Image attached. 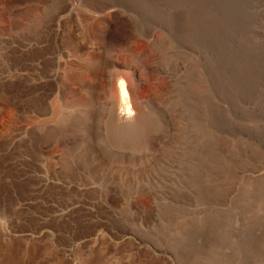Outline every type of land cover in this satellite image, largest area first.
Listing matches in <instances>:
<instances>
[{"label":"rangeland","instance_id":"obj_1","mask_svg":"<svg viewBox=\"0 0 264 264\" xmlns=\"http://www.w3.org/2000/svg\"><path fill=\"white\" fill-rule=\"evenodd\" d=\"M0 264H264V0H0Z\"/></svg>","mask_w":264,"mask_h":264},{"label":"bare ground","instance_id":"obj_2","mask_svg":"<svg viewBox=\"0 0 264 264\" xmlns=\"http://www.w3.org/2000/svg\"><path fill=\"white\" fill-rule=\"evenodd\" d=\"M118 95H119L120 109L117 116L120 119L128 118L127 116H130L132 114V111L130 110V106L127 102V94L122 82L119 83Z\"/></svg>","mask_w":264,"mask_h":264}]
</instances>
